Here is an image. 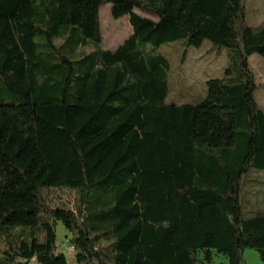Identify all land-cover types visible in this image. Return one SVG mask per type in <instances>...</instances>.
<instances>
[{"label":"trees","instance_id":"obj_1","mask_svg":"<svg viewBox=\"0 0 264 264\" xmlns=\"http://www.w3.org/2000/svg\"><path fill=\"white\" fill-rule=\"evenodd\" d=\"M105 4L132 29L114 51L100 48ZM177 41L237 59L197 105L165 104L153 52ZM254 54L264 28L245 0H0V264H70L58 223L73 264H243L246 249L264 264V215L244 219L239 201L246 172L264 171ZM63 189L72 210L48 203Z\"/></svg>","mask_w":264,"mask_h":264},{"label":"rangeland","instance_id":"obj_2","mask_svg":"<svg viewBox=\"0 0 264 264\" xmlns=\"http://www.w3.org/2000/svg\"><path fill=\"white\" fill-rule=\"evenodd\" d=\"M110 4H105L99 9L100 29L102 34L101 50L114 51L122 45L131 35L132 29L128 16L114 20L110 15ZM142 17L156 21V19L138 10L134 11ZM245 22L254 32L264 28V0H245ZM57 44L60 41H56ZM91 46L80 48L82 53H90ZM152 47L145 46L147 53ZM228 51H218L209 41H205L200 48L188 47L185 41L167 43L157 48L153 54L162 56L169 63L167 77L168 94L165 99L167 105H197L206 96L205 83L211 79H222L225 70L231 65V70L236 72L237 59ZM253 73L257 90L255 100L264 113V59L254 54L248 59ZM46 197L52 208L63 207L73 209L74 193L70 190H49ZM240 207L242 217L249 219L257 215H264V171L254 168L249 169L241 180ZM58 252L63 254L70 264L74 263V252L70 247L68 234L63 226H56ZM42 236H40V240ZM107 248V243H101ZM200 258V257H199ZM243 264H262L258 253L253 249H246L242 255ZM214 263L226 264L221 256L213 257ZM30 264H36L34 260Z\"/></svg>","mask_w":264,"mask_h":264},{"label":"crops","instance_id":"obj_3","mask_svg":"<svg viewBox=\"0 0 264 264\" xmlns=\"http://www.w3.org/2000/svg\"><path fill=\"white\" fill-rule=\"evenodd\" d=\"M229 53H227V55H228Z\"/></svg>","mask_w":264,"mask_h":264}]
</instances>
